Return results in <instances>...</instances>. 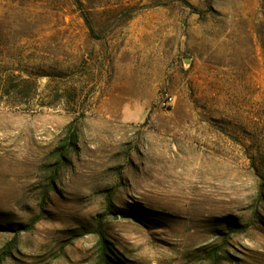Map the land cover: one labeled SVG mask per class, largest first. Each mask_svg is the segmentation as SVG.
Returning <instances> with one entry per match:
<instances>
[{
    "label": "rangeland",
    "instance_id": "rangeland-1",
    "mask_svg": "<svg viewBox=\"0 0 264 264\" xmlns=\"http://www.w3.org/2000/svg\"><path fill=\"white\" fill-rule=\"evenodd\" d=\"M101 236L264 264V0H0V264H101Z\"/></svg>",
    "mask_w": 264,
    "mask_h": 264
},
{
    "label": "trees",
    "instance_id": "trees-1",
    "mask_svg": "<svg viewBox=\"0 0 264 264\" xmlns=\"http://www.w3.org/2000/svg\"><path fill=\"white\" fill-rule=\"evenodd\" d=\"M77 134H74L71 137V140L69 141V144H66L60 148L58 151L56 157L57 162L53 166V174L52 178L50 180V188H54V184L58 178V173L61 171L62 167L65 165L64 161H67V155L69 154V151L71 149H78L77 148ZM100 247H101V253H100V261L101 264H112L111 258L108 254V247L107 242L103 236L100 237Z\"/></svg>",
    "mask_w": 264,
    "mask_h": 264
},
{
    "label": "built area",
    "instance_id": "built-area-1",
    "mask_svg": "<svg viewBox=\"0 0 264 264\" xmlns=\"http://www.w3.org/2000/svg\"><path fill=\"white\" fill-rule=\"evenodd\" d=\"M172 101H173L172 97H167L164 103H165L166 105H168V104H170Z\"/></svg>",
    "mask_w": 264,
    "mask_h": 264
}]
</instances>
